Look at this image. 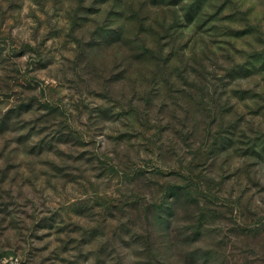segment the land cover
Instances as JSON below:
<instances>
[{"label":"rangeland","instance_id":"1","mask_svg":"<svg viewBox=\"0 0 264 264\" xmlns=\"http://www.w3.org/2000/svg\"><path fill=\"white\" fill-rule=\"evenodd\" d=\"M105 2L0 0V264H110L124 248L142 254L143 227L158 247L140 264H171L162 240L178 246V264H264V211L192 184L174 187L179 180L151 202L79 196L49 206L44 185L59 193L97 168L84 135L125 114L98 104L85 78L116 42L146 69L163 65L149 108L164 93L185 118L205 114L209 129L220 121L215 136L209 132L210 150L232 145L264 161V0H113L99 17ZM209 66L224 73L214 77L210 106L197 83ZM170 127L160 129L161 139ZM239 179L264 191L250 175Z\"/></svg>","mask_w":264,"mask_h":264},{"label":"clouds","instance_id":"2","mask_svg":"<svg viewBox=\"0 0 264 264\" xmlns=\"http://www.w3.org/2000/svg\"><path fill=\"white\" fill-rule=\"evenodd\" d=\"M112 3L113 0H107L98 5L101 9L99 17L107 16ZM184 31L190 33L192 28ZM183 42L184 38H181L177 44ZM52 43L48 41V45ZM146 47L154 48L155 45L148 41ZM169 50L165 48L164 54ZM133 56L129 48L119 42L113 43L85 77L91 78L90 87L94 95L99 92L95 96L98 104L103 103L114 112L125 114L119 119L106 121L103 131L94 137L84 135L87 146L95 150L97 159L94 163L97 168L95 171L84 172L78 184L74 187L69 185L59 193L44 185L46 195L51 197L49 206L70 204L79 196L123 198L134 194L143 201L151 202L166 194L170 181L179 180L181 183L174 187L192 184L206 193L210 189L212 195L221 199L248 201L253 210L264 211V191L241 183L239 179L242 175H250L259 185L264 186V161L238 152L232 145L225 146L218 153L210 150L209 132L215 136L220 121L209 129L205 114L188 115L185 118V112L176 108L164 93L154 96L152 107L149 108L147 101L153 90V80L159 79L163 65L153 64L150 69H146ZM170 63L178 64L179 61L174 58ZM207 73L206 80L197 83L206 86L209 95L204 98V102L210 106L213 85L216 83L214 77L219 78L224 73L222 69L212 66L208 67ZM77 75L83 74L77 70ZM170 82H176L175 75L170 77ZM163 105L167 107L161 112ZM169 124L171 127L163 132L164 139H161L160 129ZM78 127L81 132H87L85 125ZM125 133L131 138L125 136L120 141L119 137ZM53 158L58 159L55 156ZM225 177L229 179L226 181ZM40 183L37 181V186ZM167 194L170 196V193ZM138 230L148 237V247L138 249L142 254L124 248L114 254L110 264H121L122 257L123 264H140L147 259L148 251L157 250L158 246L151 238L150 230L146 227ZM159 250L171 264H178V246L175 242L169 246L167 240H162Z\"/></svg>","mask_w":264,"mask_h":264}]
</instances>
